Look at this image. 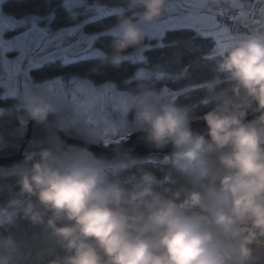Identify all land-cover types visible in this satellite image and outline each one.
Returning a JSON list of instances; mask_svg holds the SVG:
<instances>
[{
  "label": "clouds",
  "instance_id": "clouds-1",
  "mask_svg": "<svg viewBox=\"0 0 264 264\" xmlns=\"http://www.w3.org/2000/svg\"><path fill=\"white\" fill-rule=\"evenodd\" d=\"M220 3L192 0L200 13ZM168 5L119 0L112 7L104 55L113 67L129 49L147 48L152 37L143 25ZM211 60L199 87L201 103L214 106L200 116L143 82L123 99L143 139L156 149L171 147L164 160L183 180L178 189L162 188L165 182L144 168L121 176L139 163L129 152L97 155L57 137L49 147L25 151L16 185L0 199V264H45V256L46 264H261L264 24L233 34ZM16 108L37 123L61 116L62 127L65 112L72 124L84 118L71 101L41 91L21 94ZM194 120L206 128L195 130ZM17 219L30 231H11Z\"/></svg>",
  "mask_w": 264,
  "mask_h": 264
},
{
  "label": "snow or ice",
  "instance_id": "snow-or-ice-1",
  "mask_svg": "<svg viewBox=\"0 0 264 264\" xmlns=\"http://www.w3.org/2000/svg\"><path fill=\"white\" fill-rule=\"evenodd\" d=\"M88 3H92L93 7L87 8ZM221 3L230 6L227 11L218 5L215 11L212 9L203 15L194 9L192 0H172L168 18L148 26L150 37L159 40L155 47L163 49L180 44V39L175 37L171 43H165V33L191 28L195 30L196 36L190 37L189 42L195 38L212 41L213 46L200 57L209 61L216 50L224 48L233 38L231 26L221 22L220 17H226L242 33L264 24V0H221ZM47 4L48 0H23L20 16L6 19L0 14V34L5 30L17 33L15 39L7 44L0 39L2 98L14 96L21 85L24 88L32 87L37 81L32 73L40 72L43 75L39 87L50 95L70 97L73 106L90 125L92 135L101 138L105 145L128 141L131 133L120 131L124 124L123 99L111 106L105 104L110 97H123V92H117V78L122 84L146 79L170 81L179 80V73L173 74L159 65L154 71L144 66L148 64V57L144 53L152 49L151 44L138 53V64L133 53L126 54L125 64L130 62L135 65L131 72L127 68L116 70L108 65L98 45L106 41L109 34L99 28L88 31L97 20L111 16L112 8L101 5L99 0H61L60 12L47 9ZM75 6L85 7V15L81 22L69 24L66 22V13ZM10 51H15L14 57H8ZM192 63L189 61L181 71L188 73ZM92 76L98 78V86L89 79ZM195 90L196 87H181L176 91H170L166 86L162 88L163 94L172 99L183 92ZM84 97L86 99L80 103L79 100Z\"/></svg>",
  "mask_w": 264,
  "mask_h": 264
},
{
  "label": "trees",
  "instance_id": "trees-1",
  "mask_svg": "<svg viewBox=\"0 0 264 264\" xmlns=\"http://www.w3.org/2000/svg\"><path fill=\"white\" fill-rule=\"evenodd\" d=\"M172 0H169V2ZM119 0H99V3L101 5H106L109 8H112L116 3H118ZM23 3V0H6L3 4V12L5 15L11 16L13 18H16L21 15V12L23 11L21 8V4ZM87 5H92V3H88ZM47 9H50L54 12H60L61 9V0H48V4L46 5ZM75 15H72L70 11H67L66 13V22L69 24H75L81 22V20L84 18L85 15V7L79 6V7H73ZM62 15H65L64 13H61ZM115 23V17L111 14L108 18H101L96 21L95 25H92L88 28V31H93L94 28H99L101 31L106 32V28L110 26L111 24ZM196 33L192 29H181L176 31H167L165 33V43H171L173 38H179L181 43L172 47H166L163 49L156 48V40L149 39L146 41L147 44H151L153 47L151 50L146 51L144 53L145 56L148 57V64L144 65L149 70H156L157 65L160 66V68L167 70L173 74L179 73L180 79L179 80H170V81H157L153 82L151 79L149 80H138L130 84H122L120 83V78H117L116 83L118 85V90L126 92L128 89H134L136 87L137 83L143 82L147 83L150 86L155 87L156 89L168 87L170 91H176L177 89H180L181 87H196L195 91H187L183 92L180 96L175 98L173 101H175L177 104L180 105H187L191 109V113L193 117L200 116L204 112L210 110L214 104H208L204 105L201 103L205 92L204 90L199 87L200 83L203 79L206 78V74L208 73L211 64L213 63L212 60L205 61L200 59L202 54H205L209 47L213 46V43L211 40H205L202 38H195L194 40L189 42L190 37H195ZM112 43V37L109 35L108 38H106V41L100 42L101 50L104 53H107L109 51V46ZM135 51L129 49V53H134ZM189 61H192V68L188 73H184L181 71L182 67H185L188 65ZM106 63L110 65L113 69L119 70L121 68H127L128 72H131L133 70V67L135 65L125 64V62L120 67H113L108 60L106 59ZM138 64V63H137ZM43 74L40 72L34 71L32 73V76L37 80L35 83L40 84V77ZM94 83H97L98 86V78L95 76L89 77ZM16 100L13 99H3L2 94H0V108L7 109V112L0 118V133L5 136H9L13 138H17V142L15 143V148L4 152L2 149L0 150V156H7L15 154L21 143L23 142V138L26 135V129L24 130L23 127L20 125V114H22V110H18L16 108ZM3 120L8 121L9 128L6 129L2 125ZM56 120L59 122L61 121V118H56ZM195 121V120H194ZM43 123H36L33 131V136L26 147L25 151L32 150L33 148H41L43 146L37 145V141L41 140H47V133H43L41 131ZM54 127V135L55 138H57V130L56 127ZM59 128V127H58ZM67 133H71L72 136H77L80 134L79 127L77 124H72L71 121H69L67 130ZM166 155H152L148 156L142 159H138L139 163L135 166L129 169L128 171L120 173L121 176H128L131 173H136L139 168H144L148 171L153 172L158 179L164 181L163 187H167L175 191L178 189L182 184L183 180L176 176L174 173L171 172L170 165L165 163L163 158ZM19 163L7 165V166H0V199H5L7 197L8 189L10 187H14L16 185L17 180V172L18 168L16 167L19 165ZM12 168H16L15 170H12ZM161 188V190H162ZM11 231L16 232L18 235L30 231L28 229V226L25 222L17 219L16 224L14 227L10 229ZM44 246L38 245V250L43 248ZM59 251V250H57ZM47 256H45V264L47 262Z\"/></svg>",
  "mask_w": 264,
  "mask_h": 264
},
{
  "label": "rangeland",
  "instance_id": "rangeland-1",
  "mask_svg": "<svg viewBox=\"0 0 264 264\" xmlns=\"http://www.w3.org/2000/svg\"><path fill=\"white\" fill-rule=\"evenodd\" d=\"M5 1L6 0H0V14H2L6 19L7 18H13L11 16L5 15L4 12H3V4H4ZM171 3H172V1L169 2V5ZM169 5H168V8L165 10L163 16H161L158 20L154 21L151 24H155L157 22L162 21L163 19L168 18V16L170 15L169 14V11H168ZM77 7H79V6H77ZM92 7H93L92 5H87V8H92ZM217 7L218 6H216L213 10L215 11L217 9ZM219 7H223L227 11L230 6L221 3L219 5ZM109 9H111V8H109ZM70 13L72 15H75L74 8L73 7L71 8ZM200 14L206 15L207 13H200ZM93 15H94V13H93ZM13 19H15V18H13ZM220 21L221 22H225V23H227V24H229L231 26L230 27V31H231V34L232 35L233 34H236V33H242L238 28H236L235 25H232L231 24V21L227 20L226 17H220ZM151 24L143 25L145 31L148 32V33H149L148 26L151 25ZM189 29H191V28H189ZM232 29H235V30H232ZM192 30H194V29H192ZM106 33H107V31H106ZM16 34L17 33H15L14 31L5 30V32L3 34H0V39H3L5 41V43L7 44L10 40H14L15 39ZM152 39L153 40H156V44L159 42V40H158L157 37H153ZM133 54H134V59L136 60L137 63H139L138 53L134 52ZM14 56H15V51H10L8 53V57L9 58L14 57ZM146 80H149V79H146ZM152 81L153 82H157L155 80H152ZM40 84L34 83L33 86L30 87V88H24L23 85H21L17 89L16 94L14 96H11V97L7 98V99L16 100V103H18V100H19V97L21 96V94L30 93L32 91H41V92L47 93L45 89H43L42 87H39ZM157 90H161L162 91V88H159ZM117 92L119 93V92H123V91H119L117 89ZM125 95H126V92H123V97H121L119 95H117L115 98H111L110 97L108 100L105 101V104L108 105V106H111L113 104H118L120 102V100L124 99ZM81 96H83V94H81ZM164 96L168 100H174V99H172L168 95H165L164 94ZM63 98L66 101H71V98L70 97L69 98L63 97ZM84 99H86V97H84L83 99H80L79 102L80 103H83L84 102ZM6 112H7V109L0 108V118H2V116ZM65 113L67 114V112H65ZM28 121H29V118L27 117L26 113L22 110V114H20V120H19V122H20V125L23 127L24 130L26 129V124H27ZM123 121H124V124H123V127L120 130L121 133H124V132L133 133L135 131H138L136 129L135 125L132 123V114L131 113H126L124 111L123 112ZM8 123H9L8 121L3 120L2 125L4 126V128H6V129L9 128ZM76 124L79 127V131H80V134H78V137L76 136V138H79V139H81L83 141H96L97 143H93V144H96V145H102L104 143L101 138H99V137L94 136V135L91 134V132H90V125L86 122L85 118L77 121ZM60 125H61V121L58 122L54 118L48 119L46 122H44L43 125H42V128H41V131L43 133H47V140L37 141L36 144L37 145H41L43 147H49L50 146V142L56 139L55 138V135H54V127L53 126H55L56 127V130H58V127ZM66 134L68 136L75 137V136H72L71 133H67L66 132ZM16 142H17V138H13L12 139L10 137V135L9 136H7V135L4 136L3 133L2 134L0 133V150L2 149L4 152H7V151L15 148V146H16L15 143ZM163 160H164V158H163ZM15 169L16 168H12V170H15Z\"/></svg>",
  "mask_w": 264,
  "mask_h": 264
},
{
  "label": "water",
  "instance_id": "water-1",
  "mask_svg": "<svg viewBox=\"0 0 264 264\" xmlns=\"http://www.w3.org/2000/svg\"><path fill=\"white\" fill-rule=\"evenodd\" d=\"M62 116L64 117L65 123L64 127L61 125L59 126L57 130V136L61 139L66 141L68 144H78L81 146H87L90 147L93 152H95L97 155H104L108 157H112L115 155V149H119L120 152H129L132 157H135L137 159H142L148 156L152 155H166L171 151V147H166L163 150L156 149L153 145H150L146 142V140L143 139V133L140 131H135L131 133L130 137L128 138V141L123 143H111L105 146L103 143L102 145H96V144H86V141H83L76 137H71L66 134L67 126L69 124L70 119L67 118V114L63 113ZM51 118H62L61 116L56 115H50L48 119ZM253 114L249 113L248 119H252ZM36 121H32L29 119V121L26 124V135L24 137L23 143L21 144L19 151L16 154L7 155V156H0V166H7L15 163H19L23 160L25 149L30 143L32 136H33V130L36 125ZM192 127L195 130L203 131L206 128L205 122L202 120L200 121H193ZM261 264H264V260L261 261Z\"/></svg>",
  "mask_w": 264,
  "mask_h": 264
},
{
  "label": "flooded vegetation",
  "instance_id": "flooded-vegetation-1",
  "mask_svg": "<svg viewBox=\"0 0 264 264\" xmlns=\"http://www.w3.org/2000/svg\"><path fill=\"white\" fill-rule=\"evenodd\" d=\"M22 143H23V142H22ZM22 143H21V144H22ZM20 146H21V145H20ZM19 148H20V147H19ZM18 151H19V149H18ZM18 151H17V152H18ZM17 152H16V153H17ZM16 153H15V154H16Z\"/></svg>",
  "mask_w": 264,
  "mask_h": 264
},
{
  "label": "bare ground",
  "instance_id": "bare-ground-1",
  "mask_svg": "<svg viewBox=\"0 0 264 264\" xmlns=\"http://www.w3.org/2000/svg\"><path fill=\"white\" fill-rule=\"evenodd\" d=\"M34 131V130H33Z\"/></svg>",
  "mask_w": 264,
  "mask_h": 264
}]
</instances>
